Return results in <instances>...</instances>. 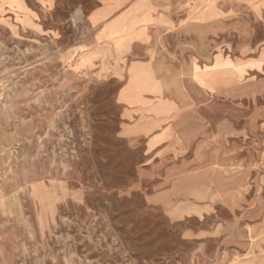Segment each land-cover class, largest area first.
Segmentation results:
<instances>
[{
  "label": "rangeland",
  "instance_id": "rangeland-1",
  "mask_svg": "<svg viewBox=\"0 0 264 264\" xmlns=\"http://www.w3.org/2000/svg\"><path fill=\"white\" fill-rule=\"evenodd\" d=\"M130 81L230 125V205L149 202ZM0 264H264V0H0Z\"/></svg>",
  "mask_w": 264,
  "mask_h": 264
},
{
  "label": "crops",
  "instance_id": "crops-1",
  "mask_svg": "<svg viewBox=\"0 0 264 264\" xmlns=\"http://www.w3.org/2000/svg\"><path fill=\"white\" fill-rule=\"evenodd\" d=\"M160 50L161 55L153 58L152 63L161 61L177 66L183 60L182 52L174 55L172 49H159V52ZM147 63L149 62H144L145 70L142 69V64L135 65L132 76L136 75L140 80L148 82L154 79L153 65L149 67ZM130 88L129 93L145 99L144 103H136L135 112L145 114L146 117L144 122L138 120L136 124L122 127L121 135L146 138L147 155L153 158L151 177L157 182L148 198L149 202L167 203L196 189L212 186L224 197L226 205H230L228 195L232 187L230 183L227 185V180L231 179L232 164L226 157H221L226 154L223 152L225 146L233 139L230 125L213 121L201 108H196L198 113H195L196 110L193 108L191 113H184V117L181 118V111H177L179 107L173 96L162 97L157 90L141 95L144 91L138 89L131 81ZM206 90L207 93H211L208 88ZM161 97L166 101L158 104L156 101ZM146 98L155 101H146ZM128 112L134 111L129 109ZM150 143H153L151 148ZM188 155H191V160L177 163ZM223 181L225 186L221 185Z\"/></svg>",
  "mask_w": 264,
  "mask_h": 264
},
{
  "label": "bare ground",
  "instance_id": "bare-ground-1",
  "mask_svg": "<svg viewBox=\"0 0 264 264\" xmlns=\"http://www.w3.org/2000/svg\"><path fill=\"white\" fill-rule=\"evenodd\" d=\"M198 73H201V71H198Z\"/></svg>",
  "mask_w": 264,
  "mask_h": 264
}]
</instances>
